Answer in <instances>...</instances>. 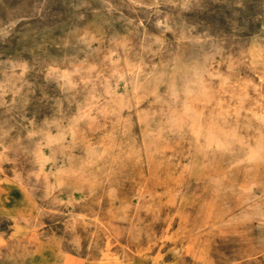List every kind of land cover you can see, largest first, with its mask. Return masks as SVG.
I'll use <instances>...</instances> for the list:
<instances>
[{
    "label": "rangeland",
    "instance_id": "374dc122",
    "mask_svg": "<svg viewBox=\"0 0 264 264\" xmlns=\"http://www.w3.org/2000/svg\"><path fill=\"white\" fill-rule=\"evenodd\" d=\"M0 264H264V0H0Z\"/></svg>",
    "mask_w": 264,
    "mask_h": 264
},
{
    "label": "bare ground",
    "instance_id": "6f19581e",
    "mask_svg": "<svg viewBox=\"0 0 264 264\" xmlns=\"http://www.w3.org/2000/svg\"><path fill=\"white\" fill-rule=\"evenodd\" d=\"M190 69V68H189ZM263 69V68H262ZM240 73V72H239ZM260 76V75H259ZM194 90V89H193ZM197 91V90H196ZM59 124V123H58ZM88 129V128H87ZM91 136V135H90ZM63 140V139H62ZM61 173V172H60ZM67 173V172H66Z\"/></svg>",
    "mask_w": 264,
    "mask_h": 264
}]
</instances>
